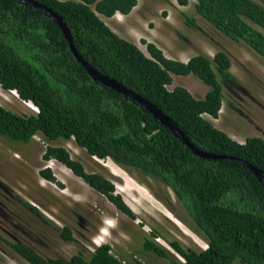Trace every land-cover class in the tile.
Here are the masks:
<instances>
[{"label": "trees", "instance_id": "obj_1", "mask_svg": "<svg viewBox=\"0 0 264 264\" xmlns=\"http://www.w3.org/2000/svg\"><path fill=\"white\" fill-rule=\"evenodd\" d=\"M35 1L62 16L84 60L163 110L197 148L241 158L264 174V138L250 136L240 143L207 117H219L224 81L234 80L227 50L219 49L213 58L200 53L184 62L149 43L147 55L106 21L118 12L131 13L138 0ZM194 1L191 16L185 13L186 25L193 28L204 20L264 57V5L255 0ZM190 74L209 86L204 98L183 86L169 89L173 75ZM0 85L38 108L37 113L20 114L0 105V137L25 143L36 135L49 142L74 140L91 156L111 158L130 173L161 182L208 245L199 249L171 241L182 260L150 239L144 243L146 250L169 264H264V185L255 173L237 160L196 155L144 105L95 80L44 9L0 0ZM43 159L63 163L123 213L136 217L114 182L87 171L65 146L49 143ZM40 174L59 183L50 167ZM63 231L64 237H73L69 227ZM10 245L31 264H148L120 259L109 244L97 246L89 257L81 251L70 258L44 256L22 242Z\"/></svg>", "mask_w": 264, "mask_h": 264}, {"label": "rangeland", "instance_id": "obj_2", "mask_svg": "<svg viewBox=\"0 0 264 264\" xmlns=\"http://www.w3.org/2000/svg\"><path fill=\"white\" fill-rule=\"evenodd\" d=\"M264 5V0H255ZM194 0L183 6L178 0H138L128 15L106 19L120 36L137 44L147 55L154 43L166 57L187 62L197 54L214 57L223 48L232 59L234 80L224 81V102L218 118L207 115L215 125L237 141L249 136L264 138V57L242 43L231 41L204 20L193 28L185 13H193ZM264 31V29H263ZM187 88L204 98L209 86L193 74L173 75L169 89ZM0 105L20 114L37 113L36 106L22 100L16 91L0 85ZM65 146L89 172L111 179L132 218L119 210L105 195L56 159L44 160L48 145ZM50 167L59 183L43 178L40 171ZM0 182L4 185L5 214L0 216V264H31L8 244H28L44 256L70 258L78 252L89 257L95 248L108 243L123 260L140 259L148 264H169L146 250V239L182 257L170 245L177 240L185 247L207 248V242L193 229L191 220L173 191L161 182L129 172L111 158L91 156L74 140L49 142L36 135L29 143L0 137ZM36 209V210H35ZM69 227L73 237L62 236Z\"/></svg>", "mask_w": 264, "mask_h": 264}, {"label": "water", "instance_id": "obj_3", "mask_svg": "<svg viewBox=\"0 0 264 264\" xmlns=\"http://www.w3.org/2000/svg\"><path fill=\"white\" fill-rule=\"evenodd\" d=\"M21 3L24 4H29L34 7L42 8L45 11H47L60 25L61 29L63 30L65 37L68 39L70 48L77 58L79 62L83 64V66L87 69L89 74L97 81L102 82L103 84L115 89L118 92H121L125 94L126 96L131 97L134 101H137L138 103L144 105L153 115L155 118L159 119L162 124L166 125L169 127L174 135L181 139L185 144H187L190 149L195 153L196 155L207 158V159H225V158H230L233 160H237L245 165H247L254 173L255 175L259 178V180L263 183L264 185V174L263 171L256 166L252 165L251 163H248L247 161L237 158L234 156H227L225 154H216V153H211V152H206L204 150H201L197 148L193 143L190 142L188 137L180 130L178 127L177 123L174 122L171 117H169L163 110L158 108L155 104L141 96L139 93L135 92L132 89H129L126 87L123 83L119 82L115 78H111L109 75H105L101 72H99L97 69L92 67L84 58L79 54L77 51L75 45L73 44L72 36L70 33V30L68 28L67 23L63 20L62 16H60L58 13L53 11L51 8L48 6L41 4L38 1L35 0H18Z\"/></svg>", "mask_w": 264, "mask_h": 264}, {"label": "flooded vegetation", "instance_id": "obj_4", "mask_svg": "<svg viewBox=\"0 0 264 264\" xmlns=\"http://www.w3.org/2000/svg\"><path fill=\"white\" fill-rule=\"evenodd\" d=\"M250 137V136H249ZM4 185L0 182V216L1 217H3V215L5 214V208H6V205H5V203H4V201H3V191H4ZM36 210V209H35ZM0 221H1V218H0ZM64 229V228H63ZM63 230H62V236L64 237V235H63ZM69 239V238H68ZM13 242H19V241H13ZM12 242V243H13ZM10 243H11V241H9V245H10ZM104 244H108V243H104ZM25 245H27V246H29L28 244H25ZM110 245V244H109ZM11 246V245H10ZM30 247V246H29ZM30 248H32V247H30ZM13 249V248H12ZM32 249H34V248H32ZM35 250V249H34Z\"/></svg>", "mask_w": 264, "mask_h": 264}, {"label": "clouds", "instance_id": "obj_5", "mask_svg": "<svg viewBox=\"0 0 264 264\" xmlns=\"http://www.w3.org/2000/svg\"><path fill=\"white\" fill-rule=\"evenodd\" d=\"M118 13H120V12H118ZM117 14V13H116ZM120 14H122V13H120ZM122 15H125V14H122ZM222 107H223V105H222ZM37 108V107H36ZM222 110V109H221ZM37 111H38V108H37ZM221 112V111H220ZM234 139V138H233ZM247 139V138H246ZM236 140V139H235ZM246 141V140H245ZM245 141H238V142H240V143H244Z\"/></svg>", "mask_w": 264, "mask_h": 264}, {"label": "crops", "instance_id": "obj_6", "mask_svg": "<svg viewBox=\"0 0 264 264\" xmlns=\"http://www.w3.org/2000/svg\"><path fill=\"white\" fill-rule=\"evenodd\" d=\"M128 15V14H127Z\"/></svg>", "mask_w": 264, "mask_h": 264}]
</instances>
